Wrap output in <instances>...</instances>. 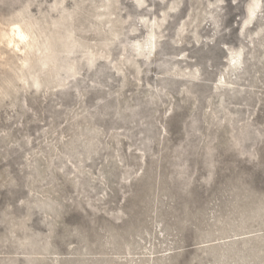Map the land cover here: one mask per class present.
Listing matches in <instances>:
<instances>
[{
  "label": "rangeland",
  "instance_id": "obj_1",
  "mask_svg": "<svg viewBox=\"0 0 264 264\" xmlns=\"http://www.w3.org/2000/svg\"><path fill=\"white\" fill-rule=\"evenodd\" d=\"M0 264H264V0H0Z\"/></svg>",
  "mask_w": 264,
  "mask_h": 264
},
{
  "label": "bare ground",
  "instance_id": "obj_2",
  "mask_svg": "<svg viewBox=\"0 0 264 264\" xmlns=\"http://www.w3.org/2000/svg\"><path fill=\"white\" fill-rule=\"evenodd\" d=\"M18 36L22 39V37H23V32L19 29L18 30Z\"/></svg>",
  "mask_w": 264,
  "mask_h": 264
}]
</instances>
